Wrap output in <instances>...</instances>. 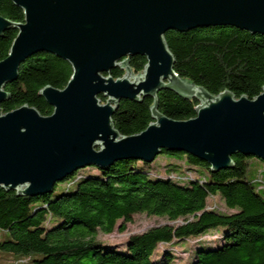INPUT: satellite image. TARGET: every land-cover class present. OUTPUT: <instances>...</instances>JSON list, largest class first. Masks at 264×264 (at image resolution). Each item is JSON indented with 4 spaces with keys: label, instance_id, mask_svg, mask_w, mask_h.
Instances as JSON below:
<instances>
[{
    "label": "trees",
    "instance_id": "1",
    "mask_svg": "<svg viewBox=\"0 0 264 264\" xmlns=\"http://www.w3.org/2000/svg\"><path fill=\"white\" fill-rule=\"evenodd\" d=\"M0 15L13 22L24 18L11 0H0ZM16 33L9 27L0 36V60L7 56ZM164 36L174 57V71L181 78L213 95L229 90L236 98L253 99L262 91L264 35L210 26L168 30ZM125 59L133 74L142 72L144 56ZM71 73L70 63L63 58L46 51L33 54L21 63L17 78L5 84L9 97L0 104V114L24 104L42 115L51 114L52 106L39 91L46 85L64 88ZM125 73V67L110 70L114 78ZM99 97L105 101L103 95ZM199 102L170 89L157 94L158 111L177 120L194 117ZM152 103L150 97L121 100L112 114L114 127L121 135L141 132L152 121ZM160 153L166 157L162 173H158L159 163L156 169L151 167L155 158L151 162L123 159L105 168L89 165L74 171L58 181L63 187L60 191L58 182L52 191L35 196L17 195L0 186V252L11 254L13 264L24 260L36 264H178L175 251L160 246L177 244L186 252L182 242L210 239L219 242L194 245L187 264H264V186L247 177L251 168L264 174L260 162L264 160L236 153L232 167L213 172L208 163L185 152L163 149ZM219 200L224 210H219ZM136 214L171 223L129 235L121 246L100 237L115 230L124 232ZM216 227L223 228L220 236L207 238V230ZM155 251L159 256L153 259Z\"/></svg>",
    "mask_w": 264,
    "mask_h": 264
},
{
    "label": "water",
    "instance_id": "2",
    "mask_svg": "<svg viewBox=\"0 0 264 264\" xmlns=\"http://www.w3.org/2000/svg\"><path fill=\"white\" fill-rule=\"evenodd\" d=\"M23 21L0 15V36L17 30L0 60L4 89L33 54L46 51L68 61L62 89L39 91L53 111L42 115L27 104L0 114V186L35 196L89 165L105 168L123 159L151 162L163 149L181 151L215 172L233 166L232 155L264 160V85L253 99L229 90L210 94L174 71L164 34L198 27L232 26L264 35V0H11ZM145 57L133 74L127 56ZM125 67L114 78L110 70ZM196 97L195 116L167 117L157 109L158 92ZM99 95H103L102 102ZM150 97L152 121L139 133L121 135L112 114L121 100Z\"/></svg>",
    "mask_w": 264,
    "mask_h": 264
},
{
    "label": "rangeland",
    "instance_id": "3",
    "mask_svg": "<svg viewBox=\"0 0 264 264\" xmlns=\"http://www.w3.org/2000/svg\"><path fill=\"white\" fill-rule=\"evenodd\" d=\"M253 159H255L256 161H260L258 158L252 156ZM166 157L164 154L162 153H159L155 159L153 160L151 167L152 169H156L155 165H157L159 163L160 166H158V173H162V166L164 164V161H165ZM171 161V160H170ZM174 163H178V164H182L181 161L178 162V161H174L172 160ZM261 163H264L262 161H260ZM258 162V163H260ZM89 169V168H88ZM183 169V168H182ZM152 172H154V170H151ZM186 172H191V171H186ZM187 175H189L188 173H186ZM247 177L248 178H256L257 181H254L256 179H253V182H255L257 185H262L264 186V174H258L254 168H251L250 170L247 171ZM56 189L58 191L62 190L63 187L61 185L60 182L57 183L56 185ZM218 207H219V210H224V205L223 203L219 200L218 202ZM165 223H171V222H167L164 218H160V217H156V216H147L145 214H136L133 216L132 218V221L130 223L127 224L126 226V229L124 232H119L117 230H115L114 232L110 233V234H105V235H100V237L102 239H105V240H108V241H111V243H115L117 246H121L124 242V240L126 239V237H128L129 235H132V234H136V233H140L148 228H151L153 226H158V225H162V224H165ZM223 232V228L222 227H216V228H212V229H209L207 230L206 232V237L207 238H211V239H215L217 236H220V234ZM214 234V235H212ZM212 235V236H210ZM210 239H202L200 241H198L197 243L195 244H192L191 242H196V240H192L191 242L189 243H186V242H182L181 243V247L186 249L187 253L182 251L177 245H173V248H168L167 245L163 244V247L160 246V248L162 249H172L175 251V255H176V258H175V263L178 262V264H187L191 258V255H192V250L194 249V245H201V244H209V245H214L216 243L219 242V240H216L215 242H209ZM177 255H180V258L179 256ZM189 255V256H188ZM159 256V251H155L152 255V258H157ZM12 258L13 256L11 254H7V253H4V252H0V264H13V261H12ZM24 260V259H23ZM21 264H36L30 260H24L23 262H21Z\"/></svg>",
    "mask_w": 264,
    "mask_h": 264
}]
</instances>
